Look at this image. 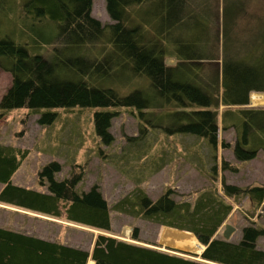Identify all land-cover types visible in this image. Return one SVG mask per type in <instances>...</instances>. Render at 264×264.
Returning a JSON list of instances; mask_svg holds the SVG:
<instances>
[{
    "label": "trees",
    "instance_id": "obj_1",
    "mask_svg": "<svg viewBox=\"0 0 264 264\" xmlns=\"http://www.w3.org/2000/svg\"><path fill=\"white\" fill-rule=\"evenodd\" d=\"M251 2L222 0L220 31L218 0H106L113 21L109 24L93 17V0H26L23 12L28 18L57 25L55 51L32 55L26 46L0 38V68L12 75V85L0 101V119L13 109L28 108L40 115V125H49L57 117L54 109L132 108L154 127L158 111L168 109L173 110L166 116L171 124L164 128L168 133L204 137L215 146L219 139L218 116L211 110L215 94L222 106L244 107L242 124L233 112L229 118L223 113V118L225 128L232 123L238 132L235 158L251 161L264 150V107H249L252 93H264V17L251 13ZM82 46L100 53L73 56ZM168 59L176 63L168 64ZM65 71L77 81L60 79ZM142 77L149 79L147 88L127 95L99 84L118 81L125 88L127 79ZM116 114L108 110L94 114L96 133L107 145L114 141L110 128ZM140 133V137L147 133L143 123ZM138 139L142 138H132L130 145ZM28 154L26 149L0 144V203L102 233L89 251L0 227V264H264V249L258 247L264 229L245 226L238 242L219 236L234 207L229 200L249 197L260 207L264 186L241 188L223 178V194L206 190L193 201H177L168 191L153 200L137 189L116 204L122 213L188 232L186 250L195 243L205 247L202 261H197L109 235L110 208L99 188L76 192L84 174L81 166L58 181L60 163L47 164L40 172L41 181L48 182L47 193L14 185L12 178ZM222 167L238 170L226 160ZM132 239L139 240L137 230Z\"/></svg>",
    "mask_w": 264,
    "mask_h": 264
},
{
    "label": "rangeland",
    "instance_id": "obj_2",
    "mask_svg": "<svg viewBox=\"0 0 264 264\" xmlns=\"http://www.w3.org/2000/svg\"><path fill=\"white\" fill-rule=\"evenodd\" d=\"M25 1L2 0L0 38L9 37L16 43L26 46L32 55L54 52L57 25L48 20L35 21L28 18L23 12ZM250 6L252 14L264 17V0H252ZM92 15L103 24L113 22L107 10L106 0H93ZM216 23L221 31L222 0H218L217 3ZM88 51L95 55L96 52L100 53L97 48L88 49L82 46L79 54L72 55L87 56ZM167 62L175 64L176 60L168 59ZM62 74L64 76L60 75V79L63 80L78 79L76 75L75 78L66 71ZM90 82L91 85L96 86H100L99 84L111 86L122 95H127L137 88H147L149 85V79L146 77L127 79L129 85L125 88L121 87L118 81L111 83L103 81L99 84L98 81ZM11 85V73L0 68V101ZM252 94L264 96V93ZM252 94L249 107H264V99L254 104ZM243 108L222 106L218 97L212 94L211 110L218 116L219 122V139L215 146L204 137L168 133L164 128L171 124L166 116L173 110L158 111V119L153 123V127L149 123H144L139 115L131 110L132 108L80 107H75L71 111L52 110L57 113V117L49 125H40L38 123L40 115L33 114L28 108L13 109L0 119V144L29 151L27 158L12 178L14 185L47 193L48 182L41 181L40 178V172L47 164L53 161L60 163L62 170L55 176L58 181L71 177L74 172L81 170L77 165L81 166L84 168V174L76 186V192L82 195L93 186L99 188L110 208L112 231L109 235L121 241L202 261L199 258L203 250L201 243H197L191 249L198 253V257L184 253H190L183 248L187 246L189 238L186 231L173 230L142 217L122 213L115 206L137 189L143 190L153 200L171 191L172 197L177 201H193L206 190H218L223 194V178L227 183L241 188L264 186V150H260L257 157L251 161H237L234 147L238 140V132L231 125L232 123H227L225 128L223 113L227 114L225 115L227 118L231 116V112L237 114L240 117L239 124H242L240 110ZM102 110L117 112L110 128L114 138L110 145L105 144L96 133L94 114ZM142 123L146 126L147 133L140 137ZM157 125H162L163 128ZM136 136L142 139L130 145L131 139ZM225 160L235 165L238 170L223 169L222 162ZM2 187L3 184L0 183V190ZM229 202L234 207L225 224H231L238 230L237 233L236 231L233 233L230 240L238 242L242 238V230L245 226L253 225L264 229V205L261 209L263 213H260L261 218L253 221L250 218L257 214V209L254 208L255 204L249 197L237 202L234 200ZM0 205L9 207L6 209L0 206L1 227L16 232L21 231L26 235L43 237L46 240L72 246L78 245L90 251L96 235L102 233L67 222L65 219L48 217L7 204L0 203ZM135 230L138 231L137 241L132 239ZM223 231L224 226L219 236L223 237ZM258 247L264 249V235L258 239Z\"/></svg>",
    "mask_w": 264,
    "mask_h": 264
},
{
    "label": "water",
    "instance_id": "obj_3",
    "mask_svg": "<svg viewBox=\"0 0 264 264\" xmlns=\"http://www.w3.org/2000/svg\"><path fill=\"white\" fill-rule=\"evenodd\" d=\"M236 231V228L231 225V224H225L224 226V231H223V238L227 241H230V238L231 236L233 235V233ZM205 247L203 246V250L202 252L204 251ZM190 253L192 254H195L197 255L198 253H195V252H192V251H189ZM201 254V253H200Z\"/></svg>",
    "mask_w": 264,
    "mask_h": 264
},
{
    "label": "crops",
    "instance_id": "obj_4",
    "mask_svg": "<svg viewBox=\"0 0 264 264\" xmlns=\"http://www.w3.org/2000/svg\"><path fill=\"white\" fill-rule=\"evenodd\" d=\"M255 204V203H254ZM1 207H5L6 209H8L9 207L8 206H6V205H0ZM256 207V209H257V214H254L255 216L254 217H252V218H250L251 220H253V221H256V220H258V219H260L261 218V216H260V213H263V211H261V209L263 208V205L262 206H260V207H257L256 206V204H255V206H254V208ZM2 209V208H1ZM24 213H28V212H25L24 211ZM225 226V225H224ZM0 227H1V225H0ZM235 227V226H234ZM4 228V227H3ZM236 228V233H237V227H235ZM20 233H22L21 231H19ZM38 237V236H37ZM40 238H43V237H40ZM94 242V241H93ZM64 244H66V243H64ZM67 245H69V244H67ZM72 246V245H71ZM74 247H78V248H82L83 249V247H80V246H78V245H76V246H74ZM92 247H93V245H92ZM86 250V249H85ZM91 251V250H90Z\"/></svg>",
    "mask_w": 264,
    "mask_h": 264
},
{
    "label": "bare ground",
    "instance_id": "obj_5",
    "mask_svg": "<svg viewBox=\"0 0 264 264\" xmlns=\"http://www.w3.org/2000/svg\"><path fill=\"white\" fill-rule=\"evenodd\" d=\"M251 98H252V102L254 103V104H257L258 102H259V100L261 99L262 100V98L264 99V96H261V95H257V94H252V96H251ZM264 102V101H263ZM181 232H184V231H181ZM188 233V232H187ZM188 236H189V233L187 234ZM197 245V243H195V245L194 246H196ZM194 246L192 247V249L194 248ZM203 247V246H202ZM183 248H186V246H183ZM203 249V248H202ZM193 252V251H192ZM202 253V252H201Z\"/></svg>",
    "mask_w": 264,
    "mask_h": 264
}]
</instances>
